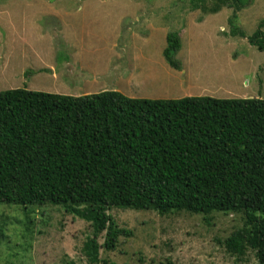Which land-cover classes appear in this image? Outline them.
I'll list each match as a JSON object with an SVG mask.
<instances>
[{"label": "trees", "instance_id": "16d2710c", "mask_svg": "<svg viewBox=\"0 0 264 264\" xmlns=\"http://www.w3.org/2000/svg\"><path fill=\"white\" fill-rule=\"evenodd\" d=\"M214 1L204 13L226 7L229 21L245 7ZM260 28L249 42L264 52ZM180 46L167 34L162 56L174 70ZM0 204L61 206L90 223L82 246L89 264H106L99 250L112 252L131 236L111 209L185 212L207 222L213 213L240 214L242 225L220 244L236 259L251 251L264 264V100L0 91Z\"/></svg>", "mask_w": 264, "mask_h": 264}, {"label": "rangeland", "instance_id": "374dc122", "mask_svg": "<svg viewBox=\"0 0 264 264\" xmlns=\"http://www.w3.org/2000/svg\"><path fill=\"white\" fill-rule=\"evenodd\" d=\"M47 2L56 10L61 2L70 5L65 9L75 18L71 25L79 33L74 47L49 49V41L41 38L50 32L43 16L46 0H0V91L82 96L120 92L130 85L137 98L264 100V52L249 42L259 26L264 37V0H244L245 7L232 21V9L226 7L204 13L214 0H204L198 9L191 7V0ZM169 33L180 39L174 57L180 70L169 67L162 56ZM42 53L59 64L68 60L65 72L54 79L49 67L33 58ZM108 213L131 236L120 238L112 252L99 250L106 264H258L251 251L236 259L220 244L242 225L240 214L213 213L207 222L185 212L160 216L153 211L111 209ZM92 232L90 223L61 206L23 209L0 204V264H89L82 246Z\"/></svg>", "mask_w": 264, "mask_h": 264}, {"label": "crops", "instance_id": "0c3cea01", "mask_svg": "<svg viewBox=\"0 0 264 264\" xmlns=\"http://www.w3.org/2000/svg\"><path fill=\"white\" fill-rule=\"evenodd\" d=\"M64 1V0H63ZM46 5H45V9L43 12H45V14L43 16H45L47 23L50 24L49 28H50V32L47 31L43 34V36H41L42 39H45V41H49V49L50 48H57V49H61V48H73L74 47V40L78 39L79 37V33L75 32L76 30L72 28V23L74 22L75 18H71L70 14L68 12V10H66L65 8H68L70 5L68 3L65 2H61V4H59L60 9L56 10L55 6L53 5V3L51 2H47L46 0ZM58 7V8H59ZM79 8V6L77 7ZM63 9H65L66 11H63ZM64 31H66V34H64ZM36 34H38V31L36 32ZM40 37V36H38ZM58 43V44H57ZM63 44L62 46L60 45ZM57 44V45H56ZM22 45L19 44V47L23 49V47H21ZM26 50H28L27 45L25 46ZM11 49V48H10ZM10 51V54L13 55L12 51ZM23 53V51H22ZM44 53L36 56L33 55V58L35 59V61L41 63L42 65H45V69H47L49 67V69L47 70H51L52 76L55 79L56 75L58 72L60 71H64L66 67L68 66V60L66 63H61L59 64L58 61L54 62L53 60L55 58H50L48 57H44L43 56ZM45 59H44V58ZM49 61H48V60ZM76 63L79 65V62L76 60ZM36 64V63H34ZM72 66V64L70 65V67ZM57 67V68H56ZM32 91V90H30ZM105 91V90H104ZM111 91H115V90H111ZM121 92V94L123 93V95L129 97V98H137V94H135L134 89L130 86V85H126L125 87H122L121 90H118ZM38 92V91H37ZM103 92V91H101ZM119 92V93H120ZM44 93V92H42ZM95 93H99V92H94L92 94ZM48 94H55V93H48ZM91 92H83L82 96L85 95H90ZM56 95H64V94H56ZM64 96H69V95H64ZM79 96V95H77Z\"/></svg>", "mask_w": 264, "mask_h": 264}]
</instances>
